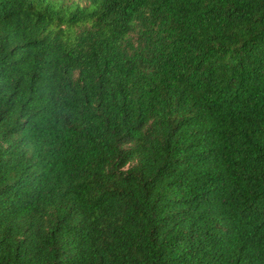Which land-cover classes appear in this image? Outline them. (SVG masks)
I'll list each match as a JSON object with an SVG mask.
<instances>
[{
	"label": "trees",
	"instance_id": "16d2710c",
	"mask_svg": "<svg viewBox=\"0 0 264 264\" xmlns=\"http://www.w3.org/2000/svg\"><path fill=\"white\" fill-rule=\"evenodd\" d=\"M0 264H264V0H0Z\"/></svg>",
	"mask_w": 264,
	"mask_h": 264
}]
</instances>
